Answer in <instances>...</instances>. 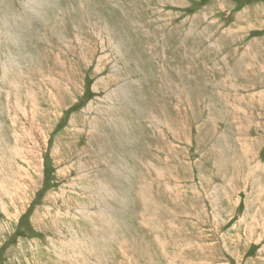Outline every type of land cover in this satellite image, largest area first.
<instances>
[{
    "label": "rangeland",
    "instance_id": "obj_1",
    "mask_svg": "<svg viewBox=\"0 0 264 264\" xmlns=\"http://www.w3.org/2000/svg\"><path fill=\"white\" fill-rule=\"evenodd\" d=\"M0 264H264V0H0Z\"/></svg>",
    "mask_w": 264,
    "mask_h": 264
},
{
    "label": "bare ground",
    "instance_id": "obj_2",
    "mask_svg": "<svg viewBox=\"0 0 264 264\" xmlns=\"http://www.w3.org/2000/svg\"><path fill=\"white\" fill-rule=\"evenodd\" d=\"M250 51V50H249ZM34 106H36V104H33ZM18 107H20L19 105H18ZM37 107V106H36ZM17 114L15 115V117L14 118H12L13 120L11 121V126H9V127H14L15 128V132L18 134L17 136H15V137H19V138H17L16 140L17 141H20V143L23 141L24 143H25V140H26V137H28V138H30V134H29V131H33L34 133H36L35 132V130H34V128H30V126L28 127V125H27V122L26 123H23L22 121H19V122H17ZM56 118V117H55ZM53 120V119H52ZM51 120V121H52ZM10 129H12V128H10ZM33 133V134H34ZM27 141V140H26ZM33 142V141H32ZM28 144V143H27ZM26 144V145H27ZM31 145V144H30ZM33 147V146H32ZM30 148V147H29ZM28 148V149H29ZM35 148V147H34ZM37 148V147H36ZM23 150V149H22ZM22 150H20V149H18V148H16L15 146H14V152H15V154L16 155H18V153L20 152V151H22ZM25 150V149H24ZM26 150H27V148H26ZM39 152V151H38ZM22 153V152H21ZM20 153V154H21ZM24 153H25V151H24ZM19 154V155H20ZM30 155H28V157H29ZM25 157V158H24ZM23 158H22V156H21V158L24 160V161H28L27 159H29L28 157H27V154H25V156H24ZM30 160V159H29ZM35 161V160H34ZM187 161V160H186ZM29 162V161H28ZM29 164V163H28ZM24 170V169H23ZM27 172H24L23 171V174H26ZM21 174H22V168H20V167H18V172H17V176L19 177H22L21 176ZM23 178V177H22ZM31 180V179H30ZM31 182V181H30ZM30 185V184H29ZM32 185V184H31ZM30 185V186H31ZM262 194V193H261ZM58 218V217H57Z\"/></svg>",
    "mask_w": 264,
    "mask_h": 264
}]
</instances>
